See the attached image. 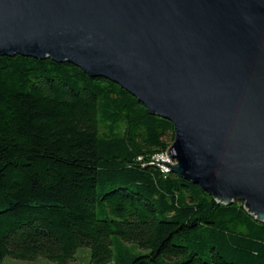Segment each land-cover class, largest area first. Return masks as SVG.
Instances as JSON below:
<instances>
[{"label":"trees","instance_id":"16d2710c","mask_svg":"<svg viewBox=\"0 0 264 264\" xmlns=\"http://www.w3.org/2000/svg\"><path fill=\"white\" fill-rule=\"evenodd\" d=\"M172 139L110 79L0 54V259L64 264L86 246L79 264H264V222L241 200L153 161Z\"/></svg>","mask_w":264,"mask_h":264},{"label":"water","instance_id":"95a60500","mask_svg":"<svg viewBox=\"0 0 264 264\" xmlns=\"http://www.w3.org/2000/svg\"><path fill=\"white\" fill-rule=\"evenodd\" d=\"M68 61L169 120L170 171L264 222V0H0V54Z\"/></svg>","mask_w":264,"mask_h":264},{"label":"rangeland","instance_id":"374dc122","mask_svg":"<svg viewBox=\"0 0 264 264\" xmlns=\"http://www.w3.org/2000/svg\"><path fill=\"white\" fill-rule=\"evenodd\" d=\"M115 239V237H113ZM135 245L130 244V247L127 249V253H137L139 252L138 247H133ZM122 251L124 254L125 251ZM117 253L118 251L114 248V258H117ZM89 257V250L88 247L86 246H79L76 248L73 258L68 260L64 264H79V263H85L87 262ZM0 264H60L56 263L53 261H49L46 258L42 256H38L35 259L32 260H25V259H18V258H13L10 256H4L0 259Z\"/></svg>","mask_w":264,"mask_h":264},{"label":"built area","instance_id":"2783aa9c","mask_svg":"<svg viewBox=\"0 0 264 264\" xmlns=\"http://www.w3.org/2000/svg\"><path fill=\"white\" fill-rule=\"evenodd\" d=\"M153 161L160 167L161 170L163 171H168L169 168L159 162H156L155 160H159V161H171L165 154V150L162 152H158L153 154L152 156Z\"/></svg>","mask_w":264,"mask_h":264}]
</instances>
